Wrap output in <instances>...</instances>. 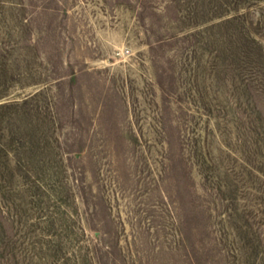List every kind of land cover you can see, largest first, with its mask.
Returning a JSON list of instances; mask_svg holds the SVG:
<instances>
[{
  "label": "rangeland",
  "instance_id": "374dc122",
  "mask_svg": "<svg viewBox=\"0 0 264 264\" xmlns=\"http://www.w3.org/2000/svg\"><path fill=\"white\" fill-rule=\"evenodd\" d=\"M0 264H264V0H0Z\"/></svg>",
  "mask_w": 264,
  "mask_h": 264
}]
</instances>
